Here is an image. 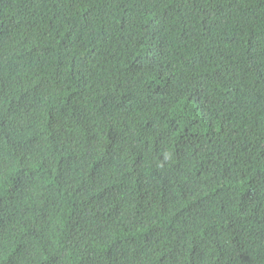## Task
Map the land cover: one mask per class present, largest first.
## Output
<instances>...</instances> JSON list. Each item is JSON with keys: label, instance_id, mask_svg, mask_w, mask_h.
Masks as SVG:
<instances>
[{"label": "trees", "instance_id": "obj_1", "mask_svg": "<svg viewBox=\"0 0 264 264\" xmlns=\"http://www.w3.org/2000/svg\"><path fill=\"white\" fill-rule=\"evenodd\" d=\"M0 264H264V0H0Z\"/></svg>", "mask_w": 264, "mask_h": 264}]
</instances>
